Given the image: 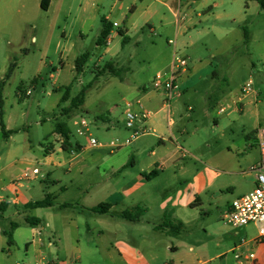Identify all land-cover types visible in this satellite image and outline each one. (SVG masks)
I'll use <instances>...</instances> for the list:
<instances>
[{
	"label": "crops",
	"instance_id": "crops-1",
	"mask_svg": "<svg viewBox=\"0 0 264 264\" xmlns=\"http://www.w3.org/2000/svg\"><path fill=\"white\" fill-rule=\"evenodd\" d=\"M43 1L0 0V50L9 57V66L15 59L18 61V51L25 52L26 57L30 55L31 51L26 48L30 40L36 46L33 54L46 59L41 61L42 68L57 72L67 68L76 70L79 57L85 53L91 56L85 51L86 42L95 35V48L106 47L105 54L111 57V61L108 69L96 73L89 83L91 87L86 91L83 105L76 110H81L89 92L99 87V78L111 74L119 79L118 86L127 93L122 99L126 101L122 122L131 110L149 112L150 115L147 120L137 123L136 130L141 133L137 138H132L135 130H127L123 123L128 134L122 140L101 145L93 153L83 152V156L77 155L70 160L65 175L71 176L72 181L81 179L74 186L82 196L75 204H57L61 211L72 209L74 212H55L57 196L50 192L44 194L43 188L49 190V183L59 187L62 176L51 181L50 178L66 165L51 159V155L59 150L54 143H47L44 147L41 142L34 143L30 134L21 138L23 133L28 135L26 132H30L32 125H18L17 117L29 118L20 104L16 105L17 108L11 105L4 109L6 81L2 111L9 134L4 136L0 124V207H4L0 210V224L5 223L0 227V234L8 248L1 243L0 264H12L10 257L14 254L11 250L19 242L27 244L31 264L38 260H57L49 250L57 243L59 231L74 236L78 252L73 260L78 264H232V261L237 264L233 253L235 247L252 238L242 239L241 232L222 220V215L236 198L227 201L216 214L207 210L206 204L209 193L225 174L248 176L253 184L256 183L251 169L260 159L257 144L248 138L238 150L233 164L214 157L204 161V155L196 147L191 146L192 152L182 147L181 141L186 142L184 138L188 134L186 120L191 118L190 112L199 106L205 117L209 113L211 96L217 93L221 82L216 78L217 73L214 79L210 78L209 74L216 70L208 67L202 70L194 63L189 70L182 72L177 96L170 107L164 102L163 93L150 86L157 74L169 73L176 54L185 56L196 40L209 32L225 34V27L216 22L246 23L249 12L260 7L259 3L248 0H46L43 7ZM202 24L206 25L202 27ZM105 26L112 29L106 43L100 46L98 40ZM76 33L78 38H75ZM116 39V45L111 46ZM52 51L60 56L61 68L52 61L48 62ZM187 57L191 58L190 55ZM146 65L150 66L148 70L144 68ZM4 78H0V83ZM28 92L26 96H31L32 92ZM233 96L235 93L227 95L224 100ZM244 111L238 115L242 116ZM42 113L35 122L38 126L56 119L53 109H44ZM232 114L237 113L227 116ZM217 116L221 117L219 112ZM112 123L109 125H114ZM58 126L51 134L60 137ZM215 126H220L218 119H215ZM198 130L199 126H195L192 134ZM78 149L82 150V147L78 146ZM70 150H73L71 145L65 152L69 154ZM187 156L192 163L185 162ZM90 157L99 160V165L86 162ZM40 164L44 170L38 167ZM35 168L39 173L32 175ZM27 171L32 176L26 180ZM94 178L99 180L91 189ZM60 188L67 191L66 187ZM89 188L96 190L99 203L89 202ZM47 194L53 195L52 206L27 207L43 200L39 198L41 195L45 198ZM103 203L111 205L109 212H92V208ZM39 210H47L43 220L38 215ZM141 211L142 215L136 221L122 217L125 212L136 214ZM32 214L36 216H30ZM28 218H37L38 225L29 224ZM57 220L62 222L61 230ZM8 233L13 236V245L8 243ZM24 238L26 241L22 240ZM82 243L87 246L86 254L92 257L90 263L82 255ZM263 247L256 249L249 244L242 250L256 249L260 254ZM259 261L264 262L260 256Z\"/></svg>",
	"mask_w": 264,
	"mask_h": 264
},
{
	"label": "rangeland",
	"instance_id": "rangeland-1",
	"mask_svg": "<svg viewBox=\"0 0 264 264\" xmlns=\"http://www.w3.org/2000/svg\"><path fill=\"white\" fill-rule=\"evenodd\" d=\"M249 15L250 17H248L246 23L239 21L237 24L233 23V20L216 22L217 25L225 27V34L209 32L204 37L196 40L194 47L187 49L184 56V59L188 62L186 66L188 70L196 63L202 70L205 67H208L207 69L209 70H216L209 74L210 78L212 79L214 74L217 73L216 78L221 80L217 88L218 91L216 90L217 93L211 96V107L208 108V115L205 117L201 112L202 108L199 109V106L193 112H190L191 118L186 120L188 130V134L184 138L186 142L181 141L182 147L188 152H192L191 146L196 147L204 155V161L208 157H214V159L223 160L226 164L235 163L238 150L242 149L245 141L250 138L253 139V144H256V130L259 127H264V11L258 7L257 9H252ZM205 25L202 24V27ZM247 29L249 30L248 34H250L248 40L244 37ZM93 36L95 37V35H91L86 42L85 51H89L91 56L82 73H77L76 70H69V68L58 70L59 72L49 68H42L41 61L46 59L40 57V55L33 54L36 51V46L29 40L26 48L31 53L26 57L25 52H17L19 69L14 71L4 90L6 105L4 109H9L11 105L17 108L16 105L20 104L21 108L26 110L29 115L28 119L17 117L19 126L32 125L30 132H26L28 135L23 133L21 138L23 139L30 134L31 139H34V143L41 142L44 147L47 143H54L59 150L51 155V159L66 165L64 168L59 169L60 174L56 171L50 178L51 181L61 175L62 177H60L63 181L59 187H53L52 183H49L50 188L46 190L42 186L43 191H46L44 194L50 192L57 196L54 201L55 212H74L72 209L61 211L57 209V204L63 202L75 204L78 203V199L82 196L74 186L75 183H80L81 179L76 178L72 181L71 176L65 175L70 168V160L77 155L83 156L84 154L93 153L101 145L118 142V139L122 140L128 134L123 126L124 122H122V113L126 109V101L122 99L127 93L122 90L120 85L118 86L120 83L119 79L111 74L99 78V87L89 92L86 104L81 110H76L77 108H75L71 112L68 111L72 100L95 78L96 73L104 70L107 63L111 61V57L105 54L106 47H102V49L95 48L96 40L93 39ZM76 37L78 38L77 33L75 34ZM116 42L117 39L111 46H115ZM79 43L77 42V45ZM6 55L5 52L0 50V78H4L8 71L10 61L9 57H5ZM189 55L192 60L191 58L188 59L187 56ZM213 55L215 58L212 57ZM176 56L182 55L178 53ZM51 61L54 62L56 67L61 68L60 56H57L53 51L48 59L49 63ZM209 63H211V66ZM146 66L144 68L148 70L150 66ZM51 75H55V77L51 78ZM223 78H227V80L224 82L222 81ZM247 81L252 82L253 91L243 100L245 104L244 114L240 116L237 113L218 117V107L225 102L224 99L227 95L238 93ZM59 85H65L66 87L59 88ZM27 91H31L32 95L26 96ZM17 93L20 95H17ZM59 104L60 107H58ZM44 109L46 111L55 110L56 119L46 122L43 126H38L35 122L40 119L39 115H43L42 111ZM215 119L220 121V126H215ZM83 120L87 123L86 127L82 125ZM109 123L114 125H109ZM58 124L57 131L60 137L51 134ZM195 126H199V130L193 135ZM80 129H83V134L79 133ZM68 130H70L69 141L66 142L64 135L68 133ZM46 134H50V136L47 137ZM93 139L97 141V145L90 148V142ZM69 145L72 146L73 150H70L68 154L65 149ZM78 146H81L82 150H79ZM94 155L96 156V154ZM77 159H75V162H78ZM86 162H91L92 165L96 163H98L96 165H99L100 163L99 160L94 161L92 157L87 159ZM185 162L192 163V160L187 156ZM38 167L45 169L41 164ZM97 179L91 180V189L95 186L94 182L99 180ZM86 180H88V177ZM237 182L238 187L236 186ZM62 186L66 187L67 191H63L60 188ZM230 187L236 188V190L229 189ZM255 187L256 184H253L248 176L225 174L218 179L209 193L206 209L214 214L219 213L227 201H232L238 196L252 191ZM91 189L90 197H88L89 202L92 204L99 203L97 202L99 201V195L95 196L96 190ZM41 197L39 199H44V196L41 195ZM38 215L43 220L47 215V210H39ZM30 216L36 215L32 214ZM91 217H94V215H91ZM91 217L90 219H92ZM57 223L59 230H61L63 228L62 222L57 220ZM4 224H0V227H3L2 225ZM259 226V224L250 223L247 226L238 227L236 230L241 232L242 239H250L257 236ZM81 229L84 230L83 227ZM2 236L0 234V245L2 243L3 247L8 248ZM57 239L54 248L50 249L49 252L60 262L78 264L73 260L76 252H78L74 236L62 234L59 231ZM22 240L26 241V238ZM26 245L25 242H19L18 246L12 248L11 252L14 254L10 257L12 264H31L30 253L27 254ZM86 247L82 243L80 250L84 260L90 263L92 262V257L86 254ZM263 250L264 247L262 252L258 254V258L260 256L262 261H264ZM6 253L5 251V256ZM234 263L232 261V264Z\"/></svg>",
	"mask_w": 264,
	"mask_h": 264
},
{
	"label": "built area",
	"instance_id": "built-area-1",
	"mask_svg": "<svg viewBox=\"0 0 264 264\" xmlns=\"http://www.w3.org/2000/svg\"><path fill=\"white\" fill-rule=\"evenodd\" d=\"M187 64L188 62L184 59V56H175L171 71L169 73L157 74L150 86L153 90L163 93L164 102L168 107H170L177 96L179 75L187 69ZM181 68L182 70H180ZM252 91L253 84L251 81H247L235 96L230 97V100L219 105V114L227 115L244 111L243 100ZM28 94H30V91ZM149 115V112L137 113L132 110L125 114V127L129 130H135L132 138H137L141 134L136 130L137 123L147 120ZM82 125L86 127L87 123L85 120L82 121ZM79 133L83 134V129H80ZM91 144L95 146L97 145V141L93 139L91 140ZM256 144L260 152V159L251 169L255 175L256 187L252 191L237 197L232 202L230 209L226 210L222 215V220L234 228L247 226L250 223L260 225L257 236L249 241L243 240L235 247L233 253L237 264H261L256 249L260 246H264V127H259L256 130ZM38 173L39 169L35 168L32 170L31 174L36 175ZM31 174L27 171L24 179H29L32 176ZM249 244H252L256 249L243 251L242 248ZM36 264L67 263L60 262L59 260H38ZM262 264H264V262Z\"/></svg>",
	"mask_w": 264,
	"mask_h": 264
},
{
	"label": "trees",
	"instance_id": "trees-1",
	"mask_svg": "<svg viewBox=\"0 0 264 264\" xmlns=\"http://www.w3.org/2000/svg\"><path fill=\"white\" fill-rule=\"evenodd\" d=\"M248 1H257L260 5V7L264 10V0H248ZM46 6V0L43 1V7ZM111 27L109 26H105V28L103 29V32H102V35L101 37L99 38L98 40V44L100 46H103L105 43H106V39L108 38L110 32H111ZM120 35L121 36H124L123 32H120ZM244 37L246 40L249 39V34H248V31L245 30V33H244ZM90 58V54L89 53H85L83 54L81 57H79L77 60H76V72L77 73H82L84 71V68L88 62ZM109 67V64L107 63L106 67L104 68L105 70L108 69ZM17 68V59H15L14 62H12L8 68V71L6 73V76H5V80H3V82L0 83V124H1V127H2V130L4 132V136L7 137L9 132L6 131V128H5V124H4V120H3V104H4V101H3V89H4V86L6 84V81H8L12 74L14 73L15 69ZM112 73H116L115 70H111ZM91 87V84H88L85 88H83L81 90V92L79 93V95H77L71 102V106L70 108L68 109L69 112H71L72 109H75V108H79L80 106L83 105L84 103V99H85V96H86V91ZM67 111V110H66ZM65 137V141L68 142L69 141V130H68V133H65L64 135ZM153 174V173H152ZM53 195L52 194H47L46 197L41 200V201H37L35 203H30L28 204V208H33V209H37V208H46V207H50L53 205ZM1 209H4L3 206L0 207V210ZM111 209V205L110 204H107V203H103V204H100L99 206L97 207H94L92 208V212H95V213H100V214H105L107 212H109V210ZM142 215V211L141 213L138 212L136 214H132L130 212H125L122 214V217L124 219H127V220H130V221H136L140 218V216ZM28 223L31 224V225H38V219L37 218H28ZM8 237H9V245H13L14 243V240H13V236L11 233H8L7 234Z\"/></svg>",
	"mask_w": 264,
	"mask_h": 264
}]
</instances>
